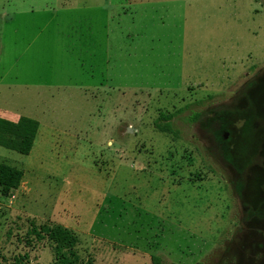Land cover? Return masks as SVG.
<instances>
[{"label": "rangeland", "instance_id": "1", "mask_svg": "<svg viewBox=\"0 0 264 264\" xmlns=\"http://www.w3.org/2000/svg\"><path fill=\"white\" fill-rule=\"evenodd\" d=\"M0 116V264H264V0H0Z\"/></svg>", "mask_w": 264, "mask_h": 264}, {"label": "trees", "instance_id": "2", "mask_svg": "<svg viewBox=\"0 0 264 264\" xmlns=\"http://www.w3.org/2000/svg\"><path fill=\"white\" fill-rule=\"evenodd\" d=\"M183 110L171 115H161L158 118L157 128L166 133H173L179 137V132L173 129V118L176 114L182 113ZM199 119L196 114L191 118L193 122ZM40 130V122L34 118L21 116L18 120L13 121L0 116V147L15 151L22 155H30L34 148L38 133ZM24 178L22 170L0 163V188L3 197H9L11 193L19 189ZM30 235H35L38 241L46 238L55 244L56 252L59 254L60 264H75L65 250L71 251L78 244V237L69 229L61 225H32L29 231ZM33 241L28 239V243ZM156 264H159L160 259L153 258Z\"/></svg>", "mask_w": 264, "mask_h": 264}]
</instances>
